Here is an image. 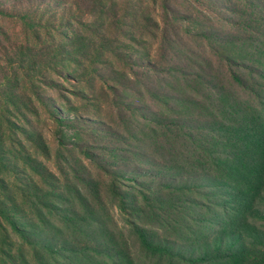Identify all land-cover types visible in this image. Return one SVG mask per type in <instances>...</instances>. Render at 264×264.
<instances>
[{
	"label": "trees",
	"instance_id": "trees-1",
	"mask_svg": "<svg viewBox=\"0 0 264 264\" xmlns=\"http://www.w3.org/2000/svg\"><path fill=\"white\" fill-rule=\"evenodd\" d=\"M42 1L18 15L0 3V19L28 25L42 4L50 13L58 0ZM192 7L197 15L184 19L167 1L161 13L153 7L148 15L119 19L131 38L141 18L155 30L154 61L135 59L131 70L140 69L136 84L162 111L151 112L141 135L130 137L138 142L135 149L108 152L101 171L111 183L102 191V182L90 176L86 196L78 191L77 200L56 197L57 203H75L72 213L59 218L74 229L70 238H47L40 231L47 215H56L57 203L32 181L18 194L2 187L0 264H264V0H197ZM185 20L202 28L177 26ZM131 79L112 80L117 99L135 83ZM57 121L67 127L72 122ZM125 153L138 156L136 165H122L129 159ZM7 170L18 172L14 165ZM102 194L128 216L122 229L130 232L131 244L114 229L121 228ZM29 214L40 224L29 223ZM17 237L34 252V263L15 252Z\"/></svg>",
	"mask_w": 264,
	"mask_h": 264
},
{
	"label": "rangeland",
	"instance_id": "rangeland-1",
	"mask_svg": "<svg viewBox=\"0 0 264 264\" xmlns=\"http://www.w3.org/2000/svg\"><path fill=\"white\" fill-rule=\"evenodd\" d=\"M165 1L180 19L197 15L192 7L197 0H58L51 3L50 13L42 4L28 25L18 19H0V196L2 187L18 194L20 186L32 181L39 194L46 193L48 201L57 203L61 194L75 200L78 191L86 196L90 176L102 182L101 191L111 183V175L101 171L110 160L108 152H130V145L135 149L138 142L130 137L141 135L151 112L162 111L136 84L134 73L140 69L131 70L135 59L154 61L158 46L151 34L155 30L141 18L135 23V38H131V29L121 26V30L118 21L125 13L148 15L153 7L161 13ZM0 3L18 15L27 8H38L41 0ZM193 25L190 20L177 23L183 30L202 28ZM62 63H67L65 68ZM100 75H104L102 80ZM118 76L135 82L122 91V99L111 92L112 80ZM59 117L72 122L62 126ZM126 139L131 140L129 145L123 143ZM125 155L129 159L123 166L139 161L138 156ZM9 165L16 166L19 173L7 170ZM71 199L70 204L57 203L56 215H47L49 220L40 229L47 238L74 235V229L59 222L76 209ZM105 201L113 222L121 229L128 227V216L112 206L111 198ZM29 218L32 225L40 224L35 216L29 214ZM5 227L11 234V227L7 223ZM114 229L132 243L129 231ZM77 237L88 245L85 236ZM12 247L34 263V252L24 240L15 238Z\"/></svg>",
	"mask_w": 264,
	"mask_h": 264
}]
</instances>
